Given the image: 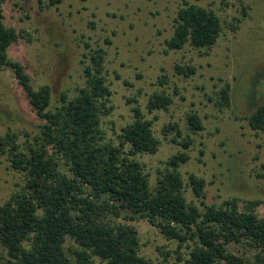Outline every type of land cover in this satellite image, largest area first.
<instances>
[{"label": "trees", "instance_id": "obj_1", "mask_svg": "<svg viewBox=\"0 0 264 264\" xmlns=\"http://www.w3.org/2000/svg\"><path fill=\"white\" fill-rule=\"evenodd\" d=\"M3 2L0 68L14 74L41 124L24 142L11 129L0 134V155L24 175V184L0 206L2 263L169 264L167 253L157 262L141 255L138 231L128 222L144 219L166 239L176 241L178 249H187L186 264H264V214L256 210L261 201L249 200L242 207L235 197L220 205L203 202L205 179L190 173L185 181L180 172L193 140L182 137L175 123L163 131L175 129L172 141L182 150L167 158L151 187L136 155L154 153L159 140L153 120L138 105L140 92L127 98V103H134L133 120L121 129L118 144L106 141L101 119L113 106L104 49L89 53L78 92L73 96L62 92L53 103L51 87H34L21 62L8 56L21 34L5 25ZM59 2L49 0V5ZM174 23L165 52L186 44L210 48L222 31V20L213 10L192 3L177 9ZM175 70L183 76L196 71L180 64ZM159 82L166 83V78ZM228 89V85L221 88L217 105L230 107ZM172 101L164 90L154 92L148 97L147 112L166 110ZM243 118L251 129L263 131L264 100ZM187 125L193 132L203 129L196 112L187 115ZM261 167L264 177V163ZM188 188L201 206L187 200Z\"/></svg>", "mask_w": 264, "mask_h": 264}, {"label": "rangeland", "instance_id": "obj_2", "mask_svg": "<svg viewBox=\"0 0 264 264\" xmlns=\"http://www.w3.org/2000/svg\"><path fill=\"white\" fill-rule=\"evenodd\" d=\"M185 2L213 10L222 20V31L210 48L186 44L165 52L176 11ZM2 11L5 25L21 34L9 47V58L21 62L34 87H51L53 103L62 92H78L89 53L104 49L113 109L102 116L103 135L118 144L121 129L133 120L134 103H127V98L140 92L138 105L153 120L159 140L154 153L136 155L151 187L167 158L182 150L172 141L176 130L163 131L175 123L182 137L193 140L180 172L185 181L190 173L205 179L203 202L220 205L235 197L242 207L259 199L256 210L264 214V130L251 129L243 118L264 100V0H61L54 5L49 0H4ZM175 64L196 71L183 76L176 73ZM161 77L166 83L160 84ZM226 85L230 107L217 105ZM161 90L172 103L166 110L148 113V97ZM191 112L201 117L202 130L188 128ZM40 124L14 74L0 68V134L11 129L24 142ZM23 184L24 175L0 155V206ZM185 195L201 206L189 188ZM128 223L138 231L141 255L157 262L167 253L169 264H186L187 249H178L176 241L166 239L147 220ZM3 255L0 246V264Z\"/></svg>", "mask_w": 264, "mask_h": 264}]
</instances>
